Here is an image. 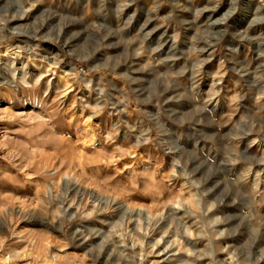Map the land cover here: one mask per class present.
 <instances>
[{
	"label": "rangeland",
	"instance_id": "1",
	"mask_svg": "<svg viewBox=\"0 0 264 264\" xmlns=\"http://www.w3.org/2000/svg\"><path fill=\"white\" fill-rule=\"evenodd\" d=\"M105 258L264 264V0H0V264Z\"/></svg>",
	"mask_w": 264,
	"mask_h": 264
},
{
	"label": "bare ground",
	"instance_id": "2",
	"mask_svg": "<svg viewBox=\"0 0 264 264\" xmlns=\"http://www.w3.org/2000/svg\"><path fill=\"white\" fill-rule=\"evenodd\" d=\"M11 33H17V27H15V26H12L11 27ZM1 51H2V53H3V55L4 56H7L8 55V48L7 49H1ZM20 55V54H19ZM12 60H11V62L13 63L14 62V59H16V57H12L11 58ZM15 63V62H14ZM13 63V64H14ZM37 64V63H36ZM26 72H27V68H24L23 69V72L22 73H24V74H26ZM94 197V196H93ZM96 200H101L100 198H99V196H97L96 198H95ZM102 201V200H101ZM114 202L116 201L117 202V199L115 198L114 200H113ZM119 207L121 208V209H123L124 210V212H129L130 214H135V215H138V218L137 219H135L136 221H135V228H137L138 227V229L140 228H142V226L140 225L141 223H140V219H139V217H141L142 216V210H141V208H139V209H137L135 206H131L130 204H128L127 202H125V201H121V202H119ZM172 209L173 210H175V213H176V206H173L172 207ZM19 211H22L21 209L19 210ZM122 211V210H121ZM179 214V213H178ZM174 216H176V215H174ZM174 216H172L173 218H174ZM142 217H144V219L146 220V222L147 223H149V224H151V222H152V220L154 219V215L152 214V212H150L149 210H148V212H147V216H142ZM166 217V216H165ZM130 218V217H129ZM169 218H171V217H169ZM143 219V220H144ZM134 221V220H133ZM168 221V220H167ZM134 223V222H133ZM142 224H143V221H142ZM135 228H133V229H135ZM186 233H192L191 232V229L189 228V227H187L186 229ZM132 231V230H131ZM149 231V230H148ZM187 238V237H186ZM174 241V240H173ZM176 241V240H175ZM178 241V240H177ZM189 250V249H188ZM99 258V257H98ZM105 260H106V262H107V264H112V262H111V260L109 259V258H105Z\"/></svg>",
	"mask_w": 264,
	"mask_h": 264
}]
</instances>
